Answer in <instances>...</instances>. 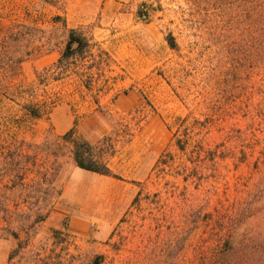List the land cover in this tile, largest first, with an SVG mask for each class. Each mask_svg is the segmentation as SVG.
Listing matches in <instances>:
<instances>
[{
	"label": "rangeland",
	"instance_id": "rangeland-1",
	"mask_svg": "<svg viewBox=\"0 0 264 264\" xmlns=\"http://www.w3.org/2000/svg\"><path fill=\"white\" fill-rule=\"evenodd\" d=\"M215 13L204 0H0V118L23 124L12 141L29 144L25 154L38 152L41 162H55L59 169L62 195L34 229V241L49 248L54 246L53 230L64 232L56 235L60 239L69 237V248L57 262L91 264L103 254V264H170L172 248L182 247L175 240L186 237L189 209L229 213L264 176V156L256 160L259 152L245 153L242 147L264 142V59L253 68L237 61L238 47L223 51L215 37L221 30ZM56 16L68 27L55 22ZM68 28H80L112 57L96 82L99 103L74 78L39 84L40 72L60 58ZM170 34L176 49L167 41ZM42 99L50 103V113L28 116L24 105ZM187 115L211 120L209 147L219 157L216 162H189L188 170L180 172L177 167L187 158L172 147L175 165L158 177L153 168L171 142L172 126ZM75 123L98 152H106L115 176L80 169L68 148L55 156L43 146L50 143L52 149L61 143L59 136ZM244 156L247 160L240 161ZM195 166L203 179L183 181ZM168 181L176 184L175 196L168 195ZM5 184H0L1 196L23 194L16 198L23 209L29 212L37 201L34 210L43 212L38 182L31 188L36 187L35 199ZM139 192L140 202L133 206ZM17 204L11 202L12 210H18ZM208 236L201 225L181 253L182 264L198 258L201 246H212L204 243ZM15 246L0 223V264H10ZM29 261L18 258L14 263Z\"/></svg>",
	"mask_w": 264,
	"mask_h": 264
},
{
	"label": "trees",
	"instance_id": "trees-1",
	"mask_svg": "<svg viewBox=\"0 0 264 264\" xmlns=\"http://www.w3.org/2000/svg\"><path fill=\"white\" fill-rule=\"evenodd\" d=\"M204 1L216 12L215 18L217 22L221 23L218 36L213 34L220 41L221 49L228 52L229 49L238 47L237 54L234 55L235 58L240 57V60H237L238 62L241 64L251 63L253 68L260 65L264 59V0ZM54 19L55 22L62 20L64 25L68 27L62 16H56ZM249 35H251V39H249ZM167 41L173 49L178 47L172 34L168 36ZM238 42L240 43L237 44ZM111 60L110 53L101 48L93 37L87 35L80 28H68V38L61 51L60 58L53 66L40 72L38 75L39 84H46L50 80L62 81L74 78L75 81L83 84L96 102L99 103V100L97 101L98 95L94 91L96 82L98 80L100 83L99 77L103 75L104 67ZM96 74H99L98 78L95 77ZM99 91L101 92L100 88ZM31 93L33 95V90H31ZM43 100L25 104V113L33 118H41L50 113V103L46 99ZM213 108L215 112L219 110L218 106ZM14 121L0 118V150L3 152L4 148L6 150L9 148L8 151H10L5 156L0 155V180H2L0 184L6 183L5 186L8 187V190L14 192L19 189L25 195L33 197L32 194L36 187L34 191L31 188H33V184L38 182L37 186L42 187L43 212L34 210L37 205L36 201L31 202L33 207L29 208V213H20L18 210L23 202L16 198L17 196H23V194L16 196L13 195L14 192L4 196L0 195V223L7 224V229L16 240V246L9 255V262L15 264L14 261L19 258L27 260V262L30 259L29 264H65V262H57V260L63 259V253L68 250L70 240L68 236L61 239L56 236L58 234L63 235L64 232L57 229L53 230L54 246L52 248H49L46 243L40 242L37 244L34 241L37 233L34 229H36L38 223L48 218L54 210L56 200L62 195V189L57 185L59 169L55 166V162L53 164L49 161L41 162L37 157L38 152L35 153L37 155L25 154L26 149L29 148V144H26L25 141L17 139L12 141L19 132L17 130L23 126L21 122L15 119ZM172 130L171 142L153 168V171L156 170L158 177L175 165L173 163L176 161V154L173 152L172 147L187 158L177 167L180 168V172L188 170L186 166L189 162L195 163L198 160V162L204 163L217 161V157H219L217 151L215 149L211 150L208 142L212 130L211 120L191 118L190 115L179 117L175 122V128L172 126ZM191 131L194 135L190 134ZM59 137L61 143L54 144L52 149L50 143L43 145L46 146L47 151H51L52 155L58 156L62 153L63 148H68L77 166L81 169L102 175L115 176L106 161V152L103 150L98 152L96 147L79 133L76 123ZM2 138L7 139L8 144H4L5 141ZM262 145H264V142L255 144L253 148H249L248 145L242 147L245 148V153L248 151L251 153L259 152L256 160H260L264 156V148L259 150L258 146ZM189 150H196L198 154H189ZM203 152L206 153L204 158ZM220 157L224 160L227 155H220ZM246 160L247 157L244 156L240 161ZM173 172L174 175L176 173L175 168H173ZM199 175L197 166H195L192 173L182 177V180L187 182L192 179L194 182H199L203 179ZM28 180L31 183L26 182ZM166 185L169 197L175 196L177 194L175 182L168 181ZM185 192L182 190V197H185ZM141 197L142 194L139 192L133 206L134 204L138 205ZM12 201L15 204L19 203L17 204L18 207L16 206L17 211L12 210ZM232 207L231 212L219 213L218 215L214 213L203 214L201 208L194 209L192 207L189 209L185 215L188 223L186 237L178 236L175 240L182 247L172 248L175 252L170 264H182L181 253L185 250L187 243L197 234L201 225L205 227L206 233L209 234L204 239V243L213 242V244L209 248L201 246V250L197 251L199 257L192 259L191 264H264V176L255 184L254 189L245 200L232 204ZM13 224H17V229H13ZM59 248L62 249L61 252H58ZM44 251L46 254L42 256ZM33 259L36 261H33ZM105 261V255L99 254L91 264H103Z\"/></svg>",
	"mask_w": 264,
	"mask_h": 264
},
{
	"label": "crops",
	"instance_id": "crops-1",
	"mask_svg": "<svg viewBox=\"0 0 264 264\" xmlns=\"http://www.w3.org/2000/svg\"><path fill=\"white\" fill-rule=\"evenodd\" d=\"M72 128V127H71ZM76 163V162H75ZM79 167V166H78ZM80 168V167H79ZM81 169V168H80ZM84 170V169H83ZM85 171H87V170H85ZM89 172H91V171H89ZM95 173V172H94ZM102 175V174H101ZM12 207V206H11ZM14 211V210H13ZM20 213H24V214H27V213H29L28 212V210H26V209H23L22 208V205H21V207H20V209L18 210ZM42 223V222H41ZM1 224H4V225H7L6 223H4V222H1ZM13 225H16V224H13ZM16 241V240H15Z\"/></svg>",
	"mask_w": 264,
	"mask_h": 264
}]
</instances>
